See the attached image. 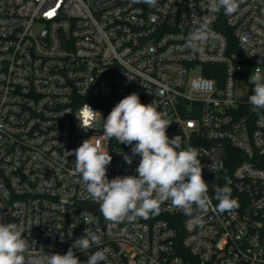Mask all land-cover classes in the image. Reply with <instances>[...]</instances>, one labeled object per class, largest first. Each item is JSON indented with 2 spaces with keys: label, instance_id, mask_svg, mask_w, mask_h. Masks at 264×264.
Returning a JSON list of instances; mask_svg holds the SVG:
<instances>
[{
  "label": "built area",
  "instance_id": "obj_1",
  "mask_svg": "<svg viewBox=\"0 0 264 264\" xmlns=\"http://www.w3.org/2000/svg\"><path fill=\"white\" fill-rule=\"evenodd\" d=\"M208 16L207 0H0V222L23 227L26 264L66 254L86 228L101 236L89 255L110 249L100 264H264V119L235 93L246 67L264 68V0H243L231 17L221 10L216 39L193 55L183 45ZM203 80L206 92L193 86ZM133 92L167 113L169 138L199 151L207 214L165 202L158 215L113 224L81 207L99 208L73 172L75 155L66 159L83 140L112 155L109 179L138 175L140 157L128 165L122 155L131 146L103 136V118ZM85 103L102 115L93 129L75 115ZM225 177L231 213L216 211Z\"/></svg>",
  "mask_w": 264,
  "mask_h": 264
},
{
  "label": "clouds",
  "instance_id": "obj_2",
  "mask_svg": "<svg viewBox=\"0 0 264 264\" xmlns=\"http://www.w3.org/2000/svg\"><path fill=\"white\" fill-rule=\"evenodd\" d=\"M242 2L207 0L209 16L189 32L183 48L190 50L193 55H204L209 43L217 37L211 27L212 19L221 10L225 16L231 17L239 10ZM131 3H144L154 8L158 0H131ZM249 81L255 87L253 94L248 97V103L253 112L264 119V68L257 66ZM193 86L206 92L212 84L203 80L195 82ZM97 113L85 103L75 114L80 121L79 127L93 129ZM172 122L166 112L158 110L157 105L142 103L135 92L121 99L103 118V136L108 140L114 138L118 144L131 146V156L122 154L125 162L131 165L134 156L140 157L135 169L138 175L109 179L107 171L113 157L92 137L83 140L76 149L66 152V159L75 155L73 172L80 177L78 182L87 191L90 201L99 204L104 219L113 224L137 218L147 219L158 215L165 202H170L174 209L189 217L194 213H208L211 201L208 183L203 178L200 153L194 147L184 148L179 135L169 138L167 129ZM210 170L217 175L215 163ZM225 180L223 187L215 189V199L218 201L216 211L231 213L238 207V203L232 197L230 179L225 177ZM61 205H69V199L62 197ZM100 244L101 236L86 228L66 254L45 255L37 264H81L73 249L88 254L93 245ZM28 250L23 227L15 222H0V264H26L25 253ZM109 252L110 249L104 248L88 254L86 264L107 261Z\"/></svg>",
  "mask_w": 264,
  "mask_h": 264
},
{
  "label": "rangeland",
  "instance_id": "obj_3",
  "mask_svg": "<svg viewBox=\"0 0 264 264\" xmlns=\"http://www.w3.org/2000/svg\"><path fill=\"white\" fill-rule=\"evenodd\" d=\"M253 73V70L249 67L245 68V72L236 78L235 93L236 98H248L253 94L254 84L250 83L249 77Z\"/></svg>",
  "mask_w": 264,
  "mask_h": 264
},
{
  "label": "water",
  "instance_id": "obj_4",
  "mask_svg": "<svg viewBox=\"0 0 264 264\" xmlns=\"http://www.w3.org/2000/svg\"><path fill=\"white\" fill-rule=\"evenodd\" d=\"M213 77H214V78H218L219 75H218L217 73H215ZM81 207L86 208V209L92 211L93 213H96L97 215H99L100 217L103 218L102 214H101L100 211H99V208H97V207H90V206H88V205H82Z\"/></svg>",
  "mask_w": 264,
  "mask_h": 264
},
{
  "label": "trees",
  "instance_id": "obj_5",
  "mask_svg": "<svg viewBox=\"0 0 264 264\" xmlns=\"http://www.w3.org/2000/svg\"><path fill=\"white\" fill-rule=\"evenodd\" d=\"M205 75V77H209V74L208 75H206V74H204ZM257 114V113H256ZM258 115V114H257ZM258 116H260V115H258ZM261 117V116H260Z\"/></svg>",
  "mask_w": 264,
  "mask_h": 264
}]
</instances>
